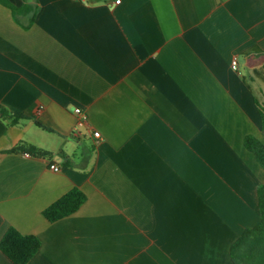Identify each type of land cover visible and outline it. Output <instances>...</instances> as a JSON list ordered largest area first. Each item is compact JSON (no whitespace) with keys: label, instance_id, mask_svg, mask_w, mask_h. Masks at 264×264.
Returning a JSON list of instances; mask_svg holds the SVG:
<instances>
[{"label":"crops","instance_id":"obj_1","mask_svg":"<svg viewBox=\"0 0 264 264\" xmlns=\"http://www.w3.org/2000/svg\"><path fill=\"white\" fill-rule=\"evenodd\" d=\"M27 2L29 26L0 2V239L36 234L27 264H234L260 219L264 0ZM21 141L50 155L4 151Z\"/></svg>","mask_w":264,"mask_h":264},{"label":"trees","instance_id":"obj_2","mask_svg":"<svg viewBox=\"0 0 264 264\" xmlns=\"http://www.w3.org/2000/svg\"><path fill=\"white\" fill-rule=\"evenodd\" d=\"M23 1L22 5L18 6L11 0H0L3 5L12 10L14 17L18 21L25 26H29L32 23L35 5L27 2V0ZM26 17H28L27 21L24 20ZM260 109L262 115V137L248 134L245 137V145L254 153L264 169V102L260 104ZM0 111V116L9 119L10 123L17 122L18 116L11 115L5 110ZM4 151H25L35 156L50 155L49 151L24 141ZM257 195L260 219L255 225L246 227L232 243L230 254L234 264H264V183L258 186ZM85 199V193L79 187L73 186L46 206L42 213L47 220L56 221L75 212ZM40 245L41 240L36 234L23 233L14 226H10L0 239V250L11 259L13 264H27L38 251Z\"/></svg>","mask_w":264,"mask_h":264},{"label":"built area","instance_id":"obj_3","mask_svg":"<svg viewBox=\"0 0 264 264\" xmlns=\"http://www.w3.org/2000/svg\"><path fill=\"white\" fill-rule=\"evenodd\" d=\"M119 1L120 0H115V2H119ZM231 66L235 71L240 72L238 57L236 55L233 56V58L231 59ZM74 113L76 114L77 119H76L75 125L73 126L72 133L74 135H78L80 133V129H79L80 126L88 123V115H87V111L82 109L80 106H76L74 108ZM92 134L95 137H100V135H101L99 130H93ZM25 153L27 155L30 154L29 152H25ZM51 168H53L55 170L59 169L58 165H56L55 163L51 164Z\"/></svg>","mask_w":264,"mask_h":264}]
</instances>
